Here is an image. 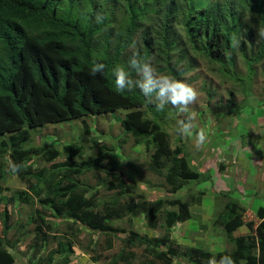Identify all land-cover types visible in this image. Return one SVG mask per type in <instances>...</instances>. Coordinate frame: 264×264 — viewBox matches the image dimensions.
<instances>
[{"label":"trees","instance_id":"1","mask_svg":"<svg viewBox=\"0 0 264 264\" xmlns=\"http://www.w3.org/2000/svg\"><path fill=\"white\" fill-rule=\"evenodd\" d=\"M97 14L105 17L102 23L95 22ZM233 37L239 40L236 47ZM134 52L183 81L206 63L212 74L234 82L249 100L258 78L264 79V0H0V158L21 166L16 174L28 188L16 193V201L32 204V198L45 193L41 202L46 210L113 238L120 232L115 221L130 211L137 213L139 201L134 186L114 181L122 175L116 148L101 146L95 157L76 163L73 160L84 150L71 141L64 150L65 163L34 170L32 159L52 163L61 153L47 145L36 147L31 134L93 116L146 108L156 117L146 119L144 110L145 116L127 117L122 126L136 144L154 149L150 167L163 175L169 194L211 179L191 166L186 146L172 147L158 121H174L176 111H158L139 89L116 88L114 68L124 67L137 78L128 66ZM93 61L106 65L103 73L90 75ZM225 167L221 164L219 171ZM95 170L111 177L102 183L127 201L92 203L80 179ZM4 177L5 168L0 167V195ZM193 200L189 196L148 202L141 209L152 228L161 222L166 225V235L150 238L130 231L113 263L126 254L125 264H183L176 261L182 258L189 264H208L224 255L235 264H264L263 226L249 223L251 236L233 237L244 226L243 209L234 201L219 216L226 236L235 243L233 250L215 255L170 242L172 229L192 218ZM259 218L264 219V209ZM50 237L38 227L36 252ZM4 239L0 237V264H15L13 254L2 246ZM132 247L141 254L129 250ZM73 255L74 242L61 241L41 264H74Z\"/></svg>","mask_w":264,"mask_h":264},{"label":"rangeland","instance_id":"2","mask_svg":"<svg viewBox=\"0 0 264 264\" xmlns=\"http://www.w3.org/2000/svg\"><path fill=\"white\" fill-rule=\"evenodd\" d=\"M154 67L158 74H168L162 73L156 65ZM241 67L243 70V64ZM184 81L198 90L197 102L189 106L187 113H181L168 105L166 110L176 111L175 120L158 121L169 134L172 147L186 146L191 166L203 175H211V179L204 184H189L180 192L169 194L163 175H159L150 167L154 149L136 144L134 138L127 134L122 126V120L127 117L137 118L142 113L145 116L144 110L148 115L145 116L146 119L156 117L147 108L141 111H120L93 116L32 133L31 141L36 147L47 145L61 153L52 163L41 158L32 159L34 170L50 169L53 164L65 163L68 159L64 150L71 141L84 150L82 156L73 160L76 163L95 157L101 146H114L121 162L120 172L123 176L113 179L115 182H128L136 188L139 198L138 211H130L123 219L115 221V227L120 232L113 238L81 225H73L71 219L46 210V206L41 202L46 196L45 193L40 198H32V204L16 201V193L28 188L16 173L11 172V161L0 158V167L5 168L4 192L0 195V237L5 239L1 245L13 254L15 264H41L52 251L58 249L61 241L66 240L74 242L72 263L114 264L115 256L121 254L126 245L123 238L128 237L130 231L150 238H164V230H153L147 215L141 209L149 201L158 199L193 197L195 203L190 207L192 218L177 224L171 232L170 242L183 247L203 248L215 255L233 250L235 243L226 236L219 221V216L226 212L225 205L231 201L237 202L243 209L245 224L253 222L255 227H264V219L261 220L258 215L264 208L263 77L258 78L249 100L234 82L219 74H212L206 63L201 69L189 73ZM188 115L193 117L192 135L180 136L177 134V122ZM201 129L205 131L207 139L197 148L196 133ZM221 164L226 165L223 173L219 171ZM103 179L111 177L96 170L80 179L87 187V196L92 203L102 205L105 202L127 201L128 197L124 198L116 191H110L107 184L102 183ZM43 187L44 185H41L40 189ZM220 194H227V197ZM130 219L132 221H129ZM39 226L43 233H48L51 237L49 243H45L43 249L36 252L34 244L37 241ZM250 234L247 227H242L233 237ZM129 250L141 254L140 249L135 247ZM123 258L118 264H125L128 260L126 254H123ZM180 260L183 264H189L183 258L176 261Z\"/></svg>","mask_w":264,"mask_h":264},{"label":"clouds","instance_id":"3","mask_svg":"<svg viewBox=\"0 0 264 264\" xmlns=\"http://www.w3.org/2000/svg\"><path fill=\"white\" fill-rule=\"evenodd\" d=\"M104 19L105 17L102 14H97L95 16L96 23H102ZM238 45L239 40L233 37V46L236 47ZM176 59H178V56ZM128 66L136 73L137 78L133 79L130 72L124 67H117L113 69V73L115 75V85L119 91L123 92L139 89L144 97L147 98L148 102L154 104L158 111H163L166 106L171 105L178 109L179 112L187 113L189 106L197 102L199 93L193 85L183 80L176 79L168 74H158L157 69L153 66L150 58L141 57L138 53L134 52L128 60ZM105 68L106 65L104 63L93 61L90 68V75L95 76L98 73H103ZM193 127V117L188 115L185 119H181L177 122V134L180 136H190L192 135ZM206 139V133L203 129H201L196 133V147H201L205 143ZM20 167V165H16L14 163L10 164V170L13 173H18ZM143 213L145 212L143 211ZM248 224H245L244 222V226L242 227H247L250 231ZM159 228L163 229L165 233L166 225L163 222H161L158 228L152 229L156 230ZM250 233L251 234L248 236L253 234L251 231ZM208 264H235V261L231 256L224 255L219 259L215 257L211 258Z\"/></svg>","mask_w":264,"mask_h":264}]
</instances>
